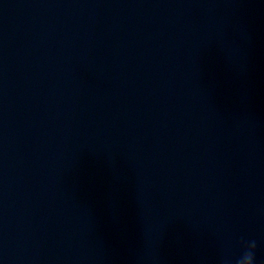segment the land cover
Listing matches in <instances>:
<instances>
[{
  "label": "clouds",
  "instance_id": "clouds-1",
  "mask_svg": "<svg viewBox=\"0 0 264 264\" xmlns=\"http://www.w3.org/2000/svg\"><path fill=\"white\" fill-rule=\"evenodd\" d=\"M256 242L254 240L245 243L242 254L235 260V264H254ZM223 264H230L228 260H224Z\"/></svg>",
  "mask_w": 264,
  "mask_h": 264
}]
</instances>
